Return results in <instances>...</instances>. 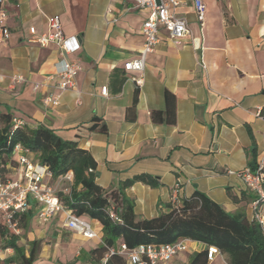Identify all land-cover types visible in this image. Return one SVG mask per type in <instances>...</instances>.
Wrapping results in <instances>:
<instances>
[{
	"label": "crops",
	"instance_id": "crops-1",
	"mask_svg": "<svg viewBox=\"0 0 264 264\" xmlns=\"http://www.w3.org/2000/svg\"><path fill=\"white\" fill-rule=\"evenodd\" d=\"M203 2L202 28L191 1L185 0L175 10L188 22L184 43L169 42L161 29L143 69L126 70L124 63L142 47L146 17L132 0H2L10 36L0 43V111L77 140L95 160L96 183L114 206L120 202V181L141 173L156 176V187L135 181L124 189L136 219L155 217L167 204L175 206L194 191L251 218L250 200L234 202L228 190L237 197L252 191L229 170L249 167L251 150L255 162L263 153L264 0ZM54 14L59 15L64 36L73 37L68 44H78L71 53L55 44L42 46L29 32L31 26L37 34L46 32V18ZM63 59L79 63L74 84L60 93L58 105H46L42 98L57 92ZM23 153L38 164L34 152ZM17 154L7 163L11 178L21 172ZM60 179L50 175L44 181L55 188L52 183ZM38 208L36 204L34 214ZM58 214L59 225L70 230L61 212L43 223ZM86 219L97 236L70 230L66 239L57 233L53 245L42 246L37 264H56L53 259L90 264L72 262L80 251L101 243L100 223ZM186 245L169 264H189L196 251L209 248L190 239ZM11 251H5L7 256ZM207 264L227 262L216 252Z\"/></svg>",
	"mask_w": 264,
	"mask_h": 264
},
{
	"label": "trees",
	"instance_id": "trees-1",
	"mask_svg": "<svg viewBox=\"0 0 264 264\" xmlns=\"http://www.w3.org/2000/svg\"><path fill=\"white\" fill-rule=\"evenodd\" d=\"M136 97L137 95L134 96V101ZM133 107L134 105L131 108ZM155 113L161 114V111L153 114ZM260 115L264 117V109L260 111ZM13 118L16 116L11 112L0 111L2 177L7 175V163L11 162L14 146L20 144L23 149L35 153L38 163L45 165L53 178H62L70 172L72 180L69 190L57 192L59 201L72 213L95 219L101 225V243L87 251H80L72 262L128 264L117 253L105 257L107 250L116 247L120 241L127 247L134 248L139 244L160 245L185 238L216 247L224 255L227 264H264V234L261 226L243 211H227L204 193L194 191L175 206L167 204L166 211L155 217L136 219L133 201L125 195L124 189L135 181L156 187L159 184L156 176L141 173L120 181V202L118 206H114L105 190L96 183L95 160L88 150L78 146L77 140L64 139L43 123L23 121L14 126ZM250 154L248 165L257 170L255 154L252 150ZM259 173L264 188V165ZM228 195L234 202L252 201L256 197L254 193H247L245 190L239 197L229 190ZM35 210L36 203L30 200L27 210L16 214L18 225L24 232L29 228ZM110 210L114 211L116 218L110 216ZM19 238L20 232H13L0 221L2 247L12 249V253L2 263L37 264L43 239L33 238L25 246L19 244ZM208 259V249H202L192 255L189 264H207Z\"/></svg>",
	"mask_w": 264,
	"mask_h": 264
},
{
	"label": "built area",
	"instance_id": "built-area-1",
	"mask_svg": "<svg viewBox=\"0 0 264 264\" xmlns=\"http://www.w3.org/2000/svg\"><path fill=\"white\" fill-rule=\"evenodd\" d=\"M136 7L144 10L146 17L141 24V33L143 44L137 56L124 63L126 70H142L145 57L151 52L159 41L160 30L166 32V38L174 45H182L189 33L188 22L186 18L176 14V8L184 4L185 0H132ZM195 10L199 26L202 28L205 20V4L203 0H190ZM47 31L37 34L33 26L29 27V32L33 40L42 46L55 44L71 53L78 48L68 44L71 38L64 36L61 30V23L58 14L47 16ZM10 36V30L6 24V12L2 7L0 0V43L5 42ZM57 70L59 81L56 84L57 92L49 93L42 98L46 105L56 106L59 103L60 93L73 86L74 77L79 69L77 60H61ZM20 79V76H17ZM38 84H35V88ZM102 94H106L107 87L102 86ZM19 118H13L14 126L22 124ZM28 151L22 148L20 144L14 146L12 156L17 154L16 160L21 168L19 177L11 178L8 175L2 177L0 174V221L15 233L20 232L16 214L27 210L30 200L39 205L38 218L42 221L48 220L55 214H63V224L68 229L82 236L92 238L97 236V232L91 222L72 213L58 199L54 187L47 184L44 179L51 173L45 165L36 164L29 159L23 152ZM11 156V157H12ZM264 165V133H263V153L257 160V170L250 167L238 171L229 170V173L236 174L245 184L248 190L252 191L256 197L250 201L251 219L256 220L261 226L264 234V188L262 186V177L259 170ZM66 179H71V175L66 173ZM110 216L116 218L113 210H110ZM9 248H3L0 240V264H2V253ZM187 249L186 239L179 238L174 242L155 244H139L134 248H129L120 241L116 247H110L105 257L109 254L117 253L122 255L128 264H169L170 258L180 251ZM219 252L214 246H209L208 257L212 253Z\"/></svg>",
	"mask_w": 264,
	"mask_h": 264
},
{
	"label": "rangeland",
	"instance_id": "rangeland-1",
	"mask_svg": "<svg viewBox=\"0 0 264 264\" xmlns=\"http://www.w3.org/2000/svg\"><path fill=\"white\" fill-rule=\"evenodd\" d=\"M70 182L71 181L69 179L61 178L58 182H53L52 184H55L56 192H58L65 188L69 190ZM57 233L62 237H66V239L70 238L72 235V231L67 230L59 225V214L53 217L52 221H50L48 224L47 222L43 223V221L38 218L37 214H34L30 220L29 228L25 232L23 230L20 231V238L18 242L19 244L28 246L27 243L29 240L33 238H42V246L45 242L51 243V245H53L56 241L55 237ZM2 256H4L5 258V256H7V253L3 252ZM53 261L56 264H61L60 260L58 259H53Z\"/></svg>",
	"mask_w": 264,
	"mask_h": 264
}]
</instances>
